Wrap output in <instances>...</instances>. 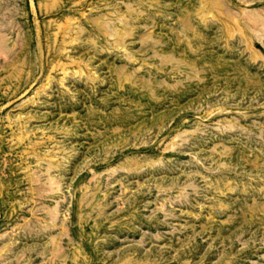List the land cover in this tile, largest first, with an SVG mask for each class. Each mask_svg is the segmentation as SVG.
<instances>
[{
	"label": "rangeland",
	"instance_id": "1",
	"mask_svg": "<svg viewBox=\"0 0 264 264\" xmlns=\"http://www.w3.org/2000/svg\"><path fill=\"white\" fill-rule=\"evenodd\" d=\"M0 264H264V0H0Z\"/></svg>",
	"mask_w": 264,
	"mask_h": 264
}]
</instances>
